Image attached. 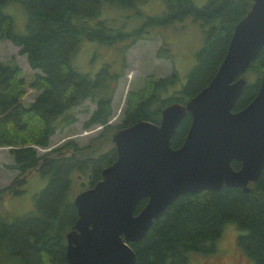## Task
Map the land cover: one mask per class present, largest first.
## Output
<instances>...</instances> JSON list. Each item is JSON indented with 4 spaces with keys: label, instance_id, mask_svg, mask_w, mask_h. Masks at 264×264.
I'll list each match as a JSON object with an SVG mask.
<instances>
[{
    "label": "trees",
    "instance_id": "trees-1",
    "mask_svg": "<svg viewBox=\"0 0 264 264\" xmlns=\"http://www.w3.org/2000/svg\"><path fill=\"white\" fill-rule=\"evenodd\" d=\"M12 0H0V40H9L26 55L29 66L38 70L32 87L39 91L25 106L24 79L15 62L0 61V147H8L13 162L8 168L17 172L0 199L23 192L28 174L38 171L49 181L35 198L34 211L11 222L0 216V264H67L64 258L65 234L77 218L71 197L73 174H87L92 187L104 167L116 159L112 134L140 120L158 124L161 110L170 103H185L207 86L214 77L231 39L235 25L249 11L252 0H208L196 6L191 0H163L165 10L148 17L143 26L125 32L114 29L106 20L91 25L100 14L103 2L121 8L134 7L148 0H25L26 33L13 31L12 19L2 7ZM191 17L200 22L205 40L196 52V62L178 85V75L153 79L144 87L127 94L123 119L112 126V100L121 76L104 65L94 76L72 68L70 59L83 38L112 45L128 40L126 47L141 38L144 26H170ZM159 55L169 58L167 51ZM242 76L246 84L233 110L248 105L256 96L264 76V46ZM86 99L95 104L84 128L102 126V132L85 146L75 141L38 155L37 147L49 146L58 126L76 121L71 109ZM186 114L171 139L179 147L190 126ZM234 169L240 163H231ZM250 191L224 186L218 191L202 190L178 196L156 219L142 240L130 244L135 264H188L190 253L210 254L226 223L240 230L237 243L254 264H264V170ZM146 200L140 201L139 211Z\"/></svg>",
    "mask_w": 264,
    "mask_h": 264
},
{
    "label": "water",
    "instance_id": "water-1",
    "mask_svg": "<svg viewBox=\"0 0 264 264\" xmlns=\"http://www.w3.org/2000/svg\"><path fill=\"white\" fill-rule=\"evenodd\" d=\"M263 46L264 0H252L207 86L185 103L165 106L158 124L140 120L112 134L116 159L73 197L77 218L65 234L67 264H135L130 244L142 240L178 196L223 186L250 191L264 170V76L254 99L233 108L246 84L242 74ZM186 114L187 134L173 148Z\"/></svg>",
    "mask_w": 264,
    "mask_h": 264
},
{
    "label": "rangeland",
    "instance_id": "rangeland-1",
    "mask_svg": "<svg viewBox=\"0 0 264 264\" xmlns=\"http://www.w3.org/2000/svg\"><path fill=\"white\" fill-rule=\"evenodd\" d=\"M25 0H12L2 7L4 14L12 19L13 31L19 34L26 33L27 13L24 9ZM196 6H202L208 0H191ZM165 3L163 0H148L134 7L121 8L103 2L100 14L89 21L91 25L98 20H106L114 29L131 32L145 23L148 17L163 14ZM141 38L126 47L128 40H120L112 45L101 44L97 41L82 39L78 51L72 55L70 64L73 69L81 73L94 76L104 65L110 70L121 74L112 100V115L109 124L116 126L123 119L125 102L129 92L138 91L144 87L148 76L153 79L169 76L172 72L178 75V85L184 83L189 70L196 62V52L202 47L205 36L200 22L191 17L177 21L170 26H144ZM170 57H162L165 48ZM0 61L15 62L21 69L24 79V95L22 103L28 106L39 91L32 87V82L38 70L32 69L21 54L19 47L9 40H0ZM95 104L86 99L81 105L71 109L76 121L66 127L58 126L50 138L46 148L37 147L38 155L75 141L79 146H85L89 141L102 132V126L92 125L84 128V122L89 118ZM109 145H113L111 142ZM114 146V145H113ZM13 162L8 147H0V189L8 186L16 177L17 172L8 168ZM49 181L48 176L38 171L28 174L23 192L7 194L0 199V216L11 222L14 218L32 213L35 198H37ZM71 197L81 190L90 187L87 174H73ZM239 228L234 223H226L219 239L214 243V251L210 254L190 253L188 264H254L237 243Z\"/></svg>",
    "mask_w": 264,
    "mask_h": 264
},
{
    "label": "flooded vegetation",
    "instance_id": "flooded-vegetation-1",
    "mask_svg": "<svg viewBox=\"0 0 264 264\" xmlns=\"http://www.w3.org/2000/svg\"><path fill=\"white\" fill-rule=\"evenodd\" d=\"M223 187H224V186H223ZM223 187H222V188H223ZM222 188H221V189H222Z\"/></svg>",
    "mask_w": 264,
    "mask_h": 264
}]
</instances>
